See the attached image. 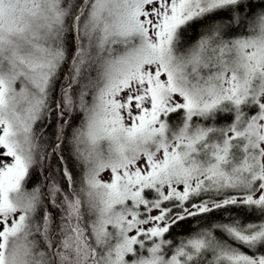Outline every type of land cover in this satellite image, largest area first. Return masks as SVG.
<instances>
[{"label":"snow or ice","instance_id":"obj_1","mask_svg":"<svg viewBox=\"0 0 264 264\" xmlns=\"http://www.w3.org/2000/svg\"><path fill=\"white\" fill-rule=\"evenodd\" d=\"M0 264H264V0H0Z\"/></svg>","mask_w":264,"mask_h":264}]
</instances>
